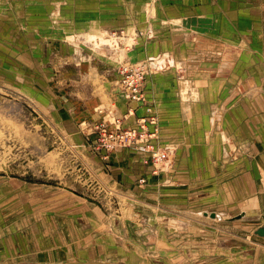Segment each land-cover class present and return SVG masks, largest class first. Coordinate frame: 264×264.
Here are the masks:
<instances>
[{"label":"rangeland","instance_id":"rangeland-1","mask_svg":"<svg viewBox=\"0 0 264 264\" xmlns=\"http://www.w3.org/2000/svg\"><path fill=\"white\" fill-rule=\"evenodd\" d=\"M48 30L56 34L58 43H68L90 30L94 45L108 52L109 59L117 65L116 92L132 103L131 107L135 106L130 112L140 107L144 110L135 117L136 126L120 127L135 128L139 135L144 133L145 142L167 153L161 167L155 169L145 157L149 153L127 148L140 154L158 181L147 184L141 176L130 193L121 189L89 156L110 153L96 148L98 134L93 127L100 121L89 132L81 128L89 138L93 135L87 148L77 140L79 136L67 130L65 117L58 114L57 104L65 108V92L59 90L52 96L48 91L44 93L42 86L33 91L37 86L29 80L39 77L27 61L32 65L35 41L48 47L55 40ZM163 45L168 51L162 52ZM176 45L183 47L177 55L176 50H169ZM138 47L159 52L140 58L130 56L132 49ZM243 48L255 52L264 49V0H0V247L6 249L10 243L9 252L6 249L5 253L35 254L54 243L65 247L66 238H72L69 229L56 233L37 218L54 215L49 211L64 204L62 198L71 196L84 198L91 210L109 223L111 232L121 234L118 241L111 238V246L114 244L123 258L127 254L137 256L139 262L130 260L131 264L151 262L150 258H155L153 264H200L196 252H209L215 247L223 256L219 258L243 255L251 261L258 250L262 255L264 238L254 234L253 229L264 223V132L251 133L247 147L239 141L233 144L223 121L231 100L226 101L224 96L217 105L214 102L201 107L196 110L200 117L192 116L189 121L193 124L194 119L200 120L203 128L197 143L200 150L196 146L190 148L195 154L200 151L202 172L192 180L188 172H182L176 176L180 180H168L174 186L164 191L161 174L169 161H173L170 167L174 166L175 157L185 148L182 143L163 141L158 115L145 92L148 75L172 64L177 67L179 99L185 100L182 108L195 112L191 104L200 96L198 86L195 91L194 75L198 70L194 66L198 62L209 63L216 55L222 61L227 51ZM46 51L41 49L43 72L50 64V51ZM58 54L64 56L65 52ZM133 64H142L141 96L134 100L126 99L119 87L121 67ZM250 89L264 93V84ZM203 103L209 104L210 100ZM119 118L122 124L125 116ZM195 124L197 127L196 121ZM189 135L198 140L199 130ZM229 162L237 166L235 171H246L249 179L235 180L232 187ZM186 164L178 166L184 168ZM243 185L249 194H232L231 189L241 191ZM57 190H63L67 197H57V202L43 199ZM206 211L218 214L217 218ZM242 211L247 214L230 220ZM168 214L172 215L169 220L175 224V232L197 240L165 242L161 226L168 219L163 215ZM51 221L48 218L46 223Z\"/></svg>","mask_w":264,"mask_h":264},{"label":"crops","instance_id":"crops-1","mask_svg":"<svg viewBox=\"0 0 264 264\" xmlns=\"http://www.w3.org/2000/svg\"><path fill=\"white\" fill-rule=\"evenodd\" d=\"M88 31L84 32L85 34L78 35L79 38H72L73 40L71 39L68 43H58L56 34H52L48 30L49 34L55 37V40H51L52 43L48 47L35 41L33 63L31 65L29 60L27 63L28 66H34V75L39 77L33 81L29 80L30 84L34 83L37 86L36 89H33L34 92L41 86L44 93L48 91L52 96H56L59 90L65 92V108H60V104H57L59 107L57 109L58 114H62L65 117L64 121L67 122V130L73 132L74 136H79L80 138L77 140L83 141L84 146L90 148L88 143L90 138H93V135H90L89 138L87 134L81 132V128H85L89 132L93 124L98 121L123 116H125V119L121 126L134 127L136 126L135 117L143 114L144 110L140 107L135 108L134 112H130V109H134L135 106L131 107L132 103L125 101L118 90L116 92L117 65L113 60L109 59L110 57L107 56L108 52L103 51L104 48L94 45L96 44L94 43L95 41L90 38L94 35L93 33H88ZM33 33L39 35L36 30ZM89 47L92 48L90 49ZM181 48H183L181 45H176L169 50L172 53L176 50L177 55ZM41 49L45 51L49 49L50 51L48 59L50 64L47 69L45 68L46 71L44 72L41 70L43 67ZM132 50L130 56H135V58L159 52L152 51L151 47L150 49L138 47ZM164 50L168 51L163 45L162 52ZM58 51L60 53L65 52V55H59ZM37 52L38 55L36 54ZM212 54L218 53L213 51ZM214 57L216 58L211 59L209 63L198 62V65L194 66L198 70L194 75L195 91L198 86L200 98L199 102L194 100L191 107L196 112L203 106H211L214 102L217 105L218 100H222L226 96V101L231 100L232 104L225 111L223 119L225 123L224 131L233 144L235 141H239L242 147H247L249 146L251 133L264 132V103H261L264 93H258L256 92L257 90L253 91L250 89L251 87L257 88L259 85L264 84V49H258L256 52L244 48L241 51H227L226 59H221L222 61L218 60L217 55ZM178 67L181 68L180 65ZM176 70L177 67H174V65H168L164 69L149 74L145 82V92L158 115L163 141H173L178 143V145L182 143L183 148H185L181 155L175 157L176 163L174 162V166L170 167L173 161H169L167 168L161 174V184L165 185L163 187L164 191H168L171 189L170 186H174V182L168 183V180H180L176 176L181 175L182 172L183 174L188 172L190 180L195 179L202 172V155L200 156V151L195 154V152L190 150L192 146H196V149L200 150V146L197 143L202 137L203 128L201 122L194 119L193 124H191L189 121L190 117H200V115H198L199 112L195 113L190 108L183 110L185 107V102L183 101L185 100L183 98L179 99ZM48 71L49 73H47ZM62 83H65V85ZM203 92L205 95L202 97ZM206 99H209L211 104L203 103ZM195 121L197 122V127ZM189 126L193 127L190 128ZM196 129L199 130L198 140L190 139L189 133L194 132ZM252 146L254 145L252 144ZM108 155H100L98 157L93 153V155L89 156L93 158L94 164L97 166L101 165L100 167L105 171L103 174L116 180L117 185L124 191L130 193L134 186L137 185L135 184L137 179L141 176L147 179V184L157 180L155 175L151 173V166L143 163L140 154L127 148H122ZM185 162L187 164L184 168L178 166ZM176 165L178 166L177 168H175ZM186 166L188 167L186 168ZM236 167L234 163H231V165L230 162L229 164L227 163L228 173L231 174L232 172L230 178L232 187L235 180L241 179L245 181L249 179L246 171L240 173L235 171L237 170ZM238 170H240L239 167ZM233 172L234 174L236 172L240 174L234 176ZM242 188H246L245 191L242 192ZM231 190L233 195L249 194L245 185L241 187V191ZM46 196L43 199L46 201L50 200V202H57V197H67L63 190L48 193ZM60 201L64 202V204L57 206L56 210L52 209L49 211L54 215H49L47 218L40 216L37 219L41 225H46L56 233L61 232L59 229H62V232L69 229L72 238L71 240L66 238L68 241L65 243L66 246L62 247L60 246L61 244L54 243V247L40 249L35 254L27 255L22 252L7 254L9 252L8 249H10V243L8 242V245H6L7 253H5L6 249L4 247H0V264H120L122 261H124V264H131L130 260L136 261V263L139 262L137 256L131 257V255L127 254L125 258L121 257V251L114 244L111 246V238L118 241L122 237L121 234L115 230L113 231L117 234H114L113 231L111 232L110 230L112 229L109 223L102 219L98 213L93 212V209L91 210L90 205L85 202L84 198L77 200L70 196L69 198H62ZM171 216L170 214L163 215V218H168L167 221H162L163 225L161 226L163 229L162 237L165 242L168 244H182L189 239L195 242L197 239L187 237L173 230L175 229V224H171V220H169ZM48 218L53 219V222L46 223ZM42 221H45V223L43 224ZM176 227L180 228L178 225ZM35 242H39V240L36 239ZM219 254L221 252L219 253V249L215 247L211 248L209 252H196L195 257L200 264L204 262L207 264L209 261L210 264H264V252L261 255L260 250L257 251L255 259L251 261H248V258L243 255L233 256L225 254L227 255L226 259V256L225 258H219L223 257ZM169 255H167V258L165 257L167 261L171 258ZM150 259L151 262L147 261L144 264H153L152 261L155 258ZM218 259L221 261L218 262Z\"/></svg>","mask_w":264,"mask_h":264},{"label":"built area","instance_id":"built-area-1","mask_svg":"<svg viewBox=\"0 0 264 264\" xmlns=\"http://www.w3.org/2000/svg\"><path fill=\"white\" fill-rule=\"evenodd\" d=\"M142 64L124 65L120 69V91L126 99H140L142 84ZM121 118L111 117L110 119L100 121L93 127V132L98 134L96 148L114 152L122 148H132L148 158L155 169L161 167L167 158V153L163 150H157L149 143L143 140L144 133H137L135 128H121ZM145 138V137H144Z\"/></svg>","mask_w":264,"mask_h":264},{"label":"water","instance_id":"water-1","mask_svg":"<svg viewBox=\"0 0 264 264\" xmlns=\"http://www.w3.org/2000/svg\"><path fill=\"white\" fill-rule=\"evenodd\" d=\"M243 212L230 218V220H234V219H238V218H241L243 216ZM211 217H214L215 216V213H211L210 214ZM254 234L260 236V237H263L264 238V223L260 226H258L254 231H253Z\"/></svg>","mask_w":264,"mask_h":264},{"label":"bare ground","instance_id":"bare-ground-1","mask_svg":"<svg viewBox=\"0 0 264 264\" xmlns=\"http://www.w3.org/2000/svg\"><path fill=\"white\" fill-rule=\"evenodd\" d=\"M90 38H91V37H90ZM248 205H249V204H248ZM242 212L245 213V214H247V211H242ZM211 213H212V212H207V211L205 212V214H207V215H210ZM213 213H214V212H213ZM215 216H216V215H215ZM215 216H214V217H215ZM217 216H218V214H217ZM217 216H216V218H217ZM262 224H263V223H262ZM262 224H261V225H262ZM256 228H257V227H256ZM256 228H255V229H256ZM255 229H253V231H254Z\"/></svg>","mask_w":264,"mask_h":264}]
</instances>
